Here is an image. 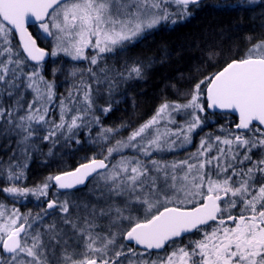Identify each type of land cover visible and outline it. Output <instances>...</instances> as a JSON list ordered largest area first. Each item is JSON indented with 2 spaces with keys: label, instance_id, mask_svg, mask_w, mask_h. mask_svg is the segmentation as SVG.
I'll list each match as a JSON object with an SVG mask.
<instances>
[{
  "label": "snow or ice",
  "instance_id": "snow-or-ice-1",
  "mask_svg": "<svg viewBox=\"0 0 264 264\" xmlns=\"http://www.w3.org/2000/svg\"><path fill=\"white\" fill-rule=\"evenodd\" d=\"M206 8L260 31L190 89L166 85L182 99L106 126L122 101L135 108L129 88L183 54L130 48ZM61 144L94 154L22 185ZM0 177V193L40 201L35 213L0 201V264H264V0H0Z\"/></svg>",
  "mask_w": 264,
  "mask_h": 264
},
{
  "label": "trees",
  "instance_id": "trees-1",
  "mask_svg": "<svg viewBox=\"0 0 264 264\" xmlns=\"http://www.w3.org/2000/svg\"><path fill=\"white\" fill-rule=\"evenodd\" d=\"M257 15L253 13V16ZM259 21L253 22L248 15L244 14L238 17L235 12H214L211 9L200 11L190 22L176 26L175 31L161 30L158 31L150 40L144 41L130 48L129 56H135L138 53H156L159 51L161 44H166L169 48H182L181 56H173L163 66L157 65L150 73L146 82H138L134 88H129L130 97H134L136 106L133 108L131 100L122 101L118 110L113 111L108 117L104 118L106 126L119 124L121 120L131 121L133 125L148 119L155 111L162 99L169 100L182 99L178 97L172 88L166 87L169 83H175L183 90L190 89L191 86L203 75L219 69L224 58V53L238 45L241 49L244 47V37L253 32L259 33ZM239 25V29L235 27ZM219 29L224 30L223 37ZM196 39L199 41V47H188L189 43ZM14 43L18 41L14 38ZM51 44V43H50ZM209 49L221 51L222 54L215 62L209 61ZM55 59L66 60L63 57ZM52 60V59H50ZM86 64L87 62H82ZM215 64V66H214ZM183 79H180V76ZM235 120L234 116H228L227 121L220 119L219 123L223 124ZM214 128H206L205 131H213ZM127 129H123V135H127ZM92 146H86L84 151H77V145L64 147L57 145L53 149L55 153L52 157L37 154L27 171L26 179L20 183L24 186L32 187L44 177L50 174H58L60 170H70L75 168L79 163L86 161V156H92L93 151L88 150ZM43 153L48 152V146L42 145ZM98 151V149L96 150ZM46 161V163H45ZM3 178L0 177V181ZM0 201L9 206H15L22 212L29 210L35 213L37 208L34 199L27 197L24 201L13 200L5 194L0 193Z\"/></svg>",
  "mask_w": 264,
  "mask_h": 264
},
{
  "label": "flooded vegetation",
  "instance_id": "flooded-vegetation-1",
  "mask_svg": "<svg viewBox=\"0 0 264 264\" xmlns=\"http://www.w3.org/2000/svg\"><path fill=\"white\" fill-rule=\"evenodd\" d=\"M29 31L30 32H32L33 33V35H34V37H37L38 38V45L40 46V47H43L46 51H48V52H50V47L49 46H51V44H50V41L46 38V40H48V42L46 41V43H44L42 40H41V38L39 37L40 36V32L37 30V28L36 27H34V26H30L29 27ZM15 40L17 41V38H15ZM48 59L50 60V59H53V58H51V57H48ZM86 162V161H85ZM74 169V168H73ZM73 169H70V170H73ZM69 170V171H70ZM55 189L53 188V189H50L49 190V198H51L52 197V195L55 193ZM43 199V198H42ZM34 201H35V203H36V205H34L37 209V211H39V204H40V201H37L35 198H34ZM36 211V212H37Z\"/></svg>",
  "mask_w": 264,
  "mask_h": 264
},
{
  "label": "rangeland",
  "instance_id": "rangeland-1",
  "mask_svg": "<svg viewBox=\"0 0 264 264\" xmlns=\"http://www.w3.org/2000/svg\"><path fill=\"white\" fill-rule=\"evenodd\" d=\"M40 32V38H41V40L44 42V43H46V41L48 42V40L50 41V43H51V46H49L50 47V52H51V50H52V48H53V46H54V41H53V39L51 38V37H46L43 33H42V31H39ZM46 38L48 39V40H46ZM58 57H63V58H67V57H64L62 54L60 55V56H58ZM58 57H55V58H58ZM51 58H53V57H51ZM55 58H53V59H55ZM68 59V58H67ZM61 146H62V144H61ZM85 162V161H84ZM29 197H31V196H29ZM33 199H34V197H32ZM25 199H19V201L20 202H22V201H24ZM8 207H12V206H9V205H7ZM21 212L23 211V210H20Z\"/></svg>",
  "mask_w": 264,
  "mask_h": 264
},
{
  "label": "water",
  "instance_id": "water-1",
  "mask_svg": "<svg viewBox=\"0 0 264 264\" xmlns=\"http://www.w3.org/2000/svg\"><path fill=\"white\" fill-rule=\"evenodd\" d=\"M17 38V41H18V37H16ZM78 166V165H77Z\"/></svg>",
  "mask_w": 264,
  "mask_h": 264
}]
</instances>
